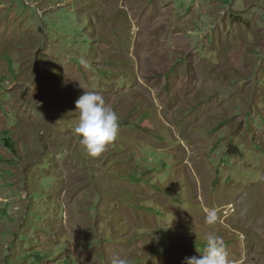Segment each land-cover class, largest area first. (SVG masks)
<instances>
[{
    "label": "rangeland",
    "instance_id": "rangeland-1",
    "mask_svg": "<svg viewBox=\"0 0 264 264\" xmlns=\"http://www.w3.org/2000/svg\"><path fill=\"white\" fill-rule=\"evenodd\" d=\"M83 91L119 119L98 157ZM208 234L264 264V0H0V264H184Z\"/></svg>",
    "mask_w": 264,
    "mask_h": 264
},
{
    "label": "clouds",
    "instance_id": "clouds-1",
    "mask_svg": "<svg viewBox=\"0 0 264 264\" xmlns=\"http://www.w3.org/2000/svg\"><path fill=\"white\" fill-rule=\"evenodd\" d=\"M80 63L88 67L86 60L81 59ZM75 111L79 113V122L74 131L80 138V143L89 156H100L117 137L119 129L117 114L106 105L101 94L93 91H83L75 102ZM218 220L215 208L206 210L205 224L215 225ZM227 257L223 239L215 234H208L203 253L185 258L184 264H228ZM111 264H129V260L116 254L112 256Z\"/></svg>",
    "mask_w": 264,
    "mask_h": 264
}]
</instances>
